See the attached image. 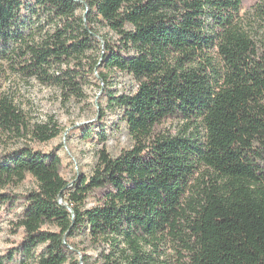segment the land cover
Segmentation results:
<instances>
[{
    "label": "trees",
    "instance_id": "trees-1",
    "mask_svg": "<svg viewBox=\"0 0 264 264\" xmlns=\"http://www.w3.org/2000/svg\"><path fill=\"white\" fill-rule=\"evenodd\" d=\"M243 6L0 0L3 71L68 96L99 66L105 83L117 70L136 84L105 92L132 144L115 157L100 149L91 174L69 184L57 154L0 152V210L14 198L3 188L36 182L14 222L20 244L0 264H264V34L243 26ZM99 24L117 40L100 42ZM171 121L178 131H162ZM61 131L52 118L30 124L0 92V134L43 143ZM83 233L102 246L96 259L72 243Z\"/></svg>",
    "mask_w": 264,
    "mask_h": 264
},
{
    "label": "rangeland",
    "instance_id": "rangeland-1",
    "mask_svg": "<svg viewBox=\"0 0 264 264\" xmlns=\"http://www.w3.org/2000/svg\"><path fill=\"white\" fill-rule=\"evenodd\" d=\"M258 2V3H257ZM264 4V0H244L241 11L242 24L250 32L261 36L264 34V14L256 6ZM53 29L45 25V30ZM99 40L116 41V34L104 25H97ZM97 50L89 52L90 57L96 55ZM99 66V65H98ZM0 67V92L12 99L13 103L24 114L30 124L43 123L49 118L55 120L61 128V133L48 142H35L28 137L14 138L8 134H0V152L28 145L43 152L57 154L61 160V174L71 184L80 175H89L95 165L97 154L104 148L111 156H117L122 150L131 147V140L125 123L120 119V109L108 105L105 92L113 94L133 92L136 84L133 78L121 71L109 70L108 82L97 74L102 67H96L93 73H87L82 85L81 96H68L55 85H44L33 78L13 74ZM180 123L166 122L161 130L176 133ZM90 133L85 135L86 131ZM102 133L105 137H102ZM36 188L35 180L27 175L25 179L15 185L3 188L2 192H9L14 196L11 204L0 210V256L20 244L22 229L14 225L17 215L21 212L26 194ZM94 194L91 193L85 206L95 204ZM72 243L78 252H84L96 259L102 246L93 245L87 233L77 235Z\"/></svg>",
    "mask_w": 264,
    "mask_h": 264
}]
</instances>
